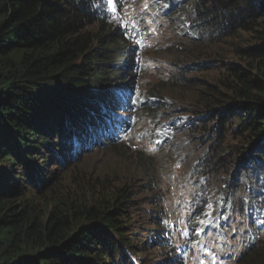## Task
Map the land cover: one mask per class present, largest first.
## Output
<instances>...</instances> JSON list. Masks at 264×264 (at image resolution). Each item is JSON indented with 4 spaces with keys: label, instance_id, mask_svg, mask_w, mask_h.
Returning a JSON list of instances; mask_svg holds the SVG:
<instances>
[{
    "label": "trees",
    "instance_id": "obj_1",
    "mask_svg": "<svg viewBox=\"0 0 264 264\" xmlns=\"http://www.w3.org/2000/svg\"><path fill=\"white\" fill-rule=\"evenodd\" d=\"M177 1L197 38L181 46L192 59L162 79L196 95L173 106L148 90L131 120L130 94H118L137 74L129 26L106 14L108 0H0V264H176L174 185L195 213L207 185L242 210L240 184L264 187V0ZM155 125L181 144L184 172L170 185L142 149L123 184L80 168L100 153L124 157L133 131ZM242 254L237 264H264V242Z\"/></svg>",
    "mask_w": 264,
    "mask_h": 264
},
{
    "label": "rangeland",
    "instance_id": "obj_2",
    "mask_svg": "<svg viewBox=\"0 0 264 264\" xmlns=\"http://www.w3.org/2000/svg\"><path fill=\"white\" fill-rule=\"evenodd\" d=\"M175 9V2L174 5L165 4L158 7L157 0H111L107 8L106 14L123 21L129 26L125 56L133 60L135 64L134 71H137V74L130 76V79H128L130 82L128 87L130 88L127 93L118 94L123 99L127 94H130V99L133 97L128 105V110L122 113L123 115L128 114L127 117L131 120L136 119V112L139 105L146 100L148 90L160 96H175L174 98L170 97L173 100V106L176 97L182 100L189 97L187 94L196 95L189 90H185L182 95L175 94L174 92L179 91H169V87H166L168 81L162 79L163 77L166 78L171 72L176 71L184 62L192 59L191 56L187 55L190 54L188 49L191 47L188 46L185 49V45L181 48L183 40L190 34V20L182 13L169 17V14ZM228 46L230 44L224 43L214 45L213 48L227 49ZM227 61H231V59ZM209 73H211V77H207L208 79H212L217 74L215 70ZM189 75L193 77L194 71ZM199 76L205 77L202 73H197L194 78H200ZM186 86H190V84ZM159 127L165 128V126L155 125L153 127H143L142 130L135 129L133 131L134 141L128 140L132 144L128 145L131 149L128 147V152L124 153V157H118L116 153H100L97 159L94 158L95 156L90 157L80 168L86 171L95 170L97 173L104 169L115 177L118 184H123L126 180L124 176L130 175L132 172L130 161L133 154H136L134 149H142L153 158L158 180L162 186L170 185L184 172V165L181 160L183 152L180 151V143L171 144L172 139L169 138L170 135L167 129L165 128L166 133H162L159 131ZM167 146H170L173 151H168L161 158L154 160L155 156L160 154L161 149ZM240 154L236 153L234 157L239 158ZM125 158L129 161L128 163H126ZM45 161L44 167L50 166L47 168L53 169L52 164L50 165L47 159ZM243 187L241 185L240 189L242 190ZM172 191L175 192V195L172 196L177 200L173 207L176 206L177 209L170 218L172 232L169 235H173L171 251L174 252L170 255L171 258H176L177 261L185 259L186 264H222V262L229 260L232 256L231 252H237L238 249H233L237 244L226 239L218 231V239L223 243L219 246V249H216L219 244L216 241L217 238L213 234H208L207 228H215L214 224L220 217L229 215L230 202L223 204L219 197H211L209 202L205 203L207 197L202 200L205 193L203 191L193 208L199 210L201 205L206 204L204 212L202 215L197 212L193 214L191 209H187L185 203L178 202L176 185L172 187ZM193 227L194 229H192ZM195 228H197L196 231ZM263 242L264 240L256 246H260ZM188 244L192 247V252L190 256L185 258L184 250H186ZM224 244H226V248H222ZM153 260L154 258H152Z\"/></svg>",
    "mask_w": 264,
    "mask_h": 264
},
{
    "label": "clouds",
    "instance_id": "obj_3",
    "mask_svg": "<svg viewBox=\"0 0 264 264\" xmlns=\"http://www.w3.org/2000/svg\"><path fill=\"white\" fill-rule=\"evenodd\" d=\"M194 29L190 30V35L194 38H197V35L194 34ZM188 37V36H187ZM170 99V98H169ZM252 154H256L253 152ZM242 185V184H240ZM244 186V187H243ZM247 186V185H246ZM246 197L243 198L245 201L244 210L237 209L234 204L229 207V215L227 217H220L218 221L215 222V228H207L208 234H213L214 237L217 236V242L219 243L216 249H219V246L223 243L220 239H218V231L228 240L234 241L237 245L233 249H238L237 252H231L233 258L236 259L234 264H237L238 261L245 256L242 252L251 245H257L262 240H264V187H245L242 185ZM241 188V187H240ZM204 196L208 197H219L220 192L214 191L211 186L207 185L204 190ZM224 211V210H223ZM204 210L199 213L202 215ZM252 212V216L247 217L246 213ZM194 214V212H193ZM221 228L225 229V233L221 230ZM194 229V227L192 228ZM197 228H195L196 231ZM217 229V230H216ZM190 245L188 244L186 247L188 248ZM222 248H226V244ZM187 249L184 250L186 254ZM189 253L188 256H190ZM175 258L174 263H178ZM186 264V260L184 262ZM224 263V262H222Z\"/></svg>",
    "mask_w": 264,
    "mask_h": 264
},
{
    "label": "bare ground",
    "instance_id": "obj_4",
    "mask_svg": "<svg viewBox=\"0 0 264 264\" xmlns=\"http://www.w3.org/2000/svg\"><path fill=\"white\" fill-rule=\"evenodd\" d=\"M127 54H128V53H127ZM129 54H130V53H129ZM130 56H131V55H130ZM128 57H129V56H128ZM129 88H130V87H129ZM132 98H133V97H132ZM132 98H131V99H132ZM121 100H122V99H121ZM121 102H122V101H121ZM129 103H130V102H129ZM128 105H129V104H128ZM127 108H128V106H127ZM217 219H218V218H217ZM214 222H215V221H214ZM204 235H205V234H204ZM231 243H232V242H231Z\"/></svg>",
    "mask_w": 264,
    "mask_h": 264
},
{
    "label": "snow or ice",
    "instance_id": "obj_5",
    "mask_svg": "<svg viewBox=\"0 0 264 264\" xmlns=\"http://www.w3.org/2000/svg\"><path fill=\"white\" fill-rule=\"evenodd\" d=\"M109 3H111V0H109ZM114 10V9H113Z\"/></svg>",
    "mask_w": 264,
    "mask_h": 264
}]
</instances>
